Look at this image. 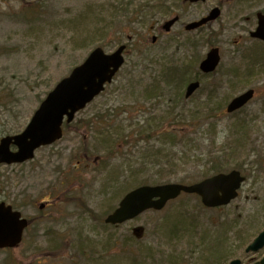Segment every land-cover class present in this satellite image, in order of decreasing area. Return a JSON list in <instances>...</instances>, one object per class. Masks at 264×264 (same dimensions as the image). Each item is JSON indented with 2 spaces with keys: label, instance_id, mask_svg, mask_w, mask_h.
<instances>
[{
  "label": "rangeland",
  "instance_id": "374dc122",
  "mask_svg": "<svg viewBox=\"0 0 264 264\" xmlns=\"http://www.w3.org/2000/svg\"><path fill=\"white\" fill-rule=\"evenodd\" d=\"M143 1L156 11L146 12ZM214 8L222 11L215 22L185 31ZM258 12L264 13V0L196 5L184 0H0V140L22 133L49 93L93 49L111 53L129 45L113 83L77 115L63 140L24 165H0V200L26 217L46 216L28 229V242L18 254L33 251L40 257L35 264H229L244 258L246 247L264 230V44L250 37ZM175 16L180 21L171 33L158 31ZM154 35L159 37L155 45ZM214 47L220 49L221 64L202 78L193 98L185 99L182 85L161 81L159 97L145 99L144 91L163 70L187 65L193 77ZM250 88L257 94L242 113H220ZM206 113H213L211 120L191 118ZM146 127H188L187 133L199 128V133L192 136L196 142L170 146L150 135L134 137ZM163 147L164 155H153ZM210 153L224 156V172L235 169L247 177L230 206L209 210L197 197L182 196L162 212H147L119 227L104 224L122 197L139 186L171 177L201 180L211 172ZM47 200L60 203L40 212L38 205ZM135 227L145 229L144 239L133 237ZM263 257L264 249L255 260Z\"/></svg>",
  "mask_w": 264,
  "mask_h": 264
},
{
  "label": "water",
  "instance_id": "95a60500",
  "mask_svg": "<svg viewBox=\"0 0 264 264\" xmlns=\"http://www.w3.org/2000/svg\"><path fill=\"white\" fill-rule=\"evenodd\" d=\"M220 14V10L215 9L207 18L188 25L186 30H195L216 20ZM258 18L259 26L251 36L264 42V16L259 14ZM177 20L176 18L168 22L164 26V30L169 32ZM124 50L125 47H121L113 55H106L102 49H96L82 66L76 68L69 78L59 83L55 90L48 95L24 133L1 141L0 163L8 165L25 163L34 159L35 152L41 147L50 146L61 140L65 118H68L67 122L71 123L75 115L84 110L105 90V86L113 81L124 64L122 56ZM220 61L219 49H212L202 62L201 70L205 74L213 73ZM199 87V82L191 84L187 89V98L191 97ZM254 97V90L241 94L228 106V112L234 113L242 109ZM12 145L18 148L17 152L11 151ZM244 181L245 178L239 172L233 171L190 186L180 184L144 186L128 194L115 213L106 220V223L118 225L130 221L148 210H162L170 200L176 199L182 193L197 194L208 208L227 206L238 197V190ZM19 219L20 215L12 212L11 207L0 204V248L14 247L21 242L27 223L20 222ZM143 233L142 228L134 230V235L139 239L142 238ZM263 247L264 233L252 243L247 252H257ZM231 264H241V262L233 261ZM261 264H264V260Z\"/></svg>",
  "mask_w": 264,
  "mask_h": 264
},
{
  "label": "trees",
  "instance_id": "16d2710c",
  "mask_svg": "<svg viewBox=\"0 0 264 264\" xmlns=\"http://www.w3.org/2000/svg\"><path fill=\"white\" fill-rule=\"evenodd\" d=\"M190 67L191 66H185L183 69H172V77H173V81H176V82H179L181 85L183 84H186L189 79H190V76H191V71H190ZM193 68V67H191ZM254 71L253 70H250V74L253 75ZM169 70L165 71L164 72V79L165 80H170L169 79ZM234 75H237V72L234 71L233 72ZM246 76H250L248 73L245 74ZM97 120H100L102 119L101 116H98V117H95ZM193 120L196 121H199L200 120L198 118H193ZM92 123L88 122L85 124V127L87 128V126H91ZM94 125V123H93ZM188 127L194 129L196 127L195 124H191L189 125ZM186 127V128H188ZM186 128H181V129H177V130H169V129H166V131L162 132L161 130H154L155 128H151V129H145V128H142L140 129V131H138L137 133L134 134V137H142L143 135H150L151 138L155 141L157 140V142H162V141H167L170 143V146L172 144H175V143H180L181 141H185L186 139H188V141H190L191 143L192 142H195L196 140L195 139H192V136H197L198 133H199V128L197 129V131L195 133L191 132V133H187L186 131ZM246 136L247 132L244 131L243 132ZM128 136H125V139L123 140V143H127L129 142V140L127 139ZM243 139H245V137H243ZM144 140V139H143ZM238 150L241 149V146L237 147ZM116 150V149H114ZM166 147H163V148H157L155 149L154 151H152L153 155L158 157V156H162L164 155V152L166 151ZM120 150L117 149V153L119 152ZM114 154V151L113 150H110L109 151V156H113ZM85 155H88L89 156V151H88V148L87 146L85 145V150H84V159L87 157ZM209 164H210V171H212L213 173H220V172H223V171H226V167L225 166V163L221 162V163H218L219 162V158L218 157H212V155L209 154ZM207 176V175H206ZM206 176H203V178H205ZM194 177L192 176H188V177H185V178H181V179H173L172 177L170 179H165V180H162V181H159L158 183L156 184H163V183H170L172 182L173 180H179L180 182L182 183H192L194 181ZM178 182V181H177Z\"/></svg>",
  "mask_w": 264,
  "mask_h": 264
},
{
  "label": "flooded vegetation",
  "instance_id": "af4514ba",
  "mask_svg": "<svg viewBox=\"0 0 264 264\" xmlns=\"http://www.w3.org/2000/svg\"><path fill=\"white\" fill-rule=\"evenodd\" d=\"M47 202H48L47 208H51L60 203L58 200L54 202L48 200ZM42 212L44 213V210ZM27 218L29 220V227L24 232L21 245L18 246L17 248H3V249L0 248V264H35L36 263L35 260L40 262L39 255L34 256L33 251L24 249L22 253L20 254L17 253L19 248L22 245H24L26 242H28L27 241L28 240V234H27L28 229H30V227H34L36 223L44 220L46 216L42 214H33L32 217H27ZM29 243L32 248L33 246L31 242ZM254 260L255 258H253V256L248 255L245 261L243 262V264H247V263L253 264Z\"/></svg>",
  "mask_w": 264,
  "mask_h": 264
}]
</instances>
